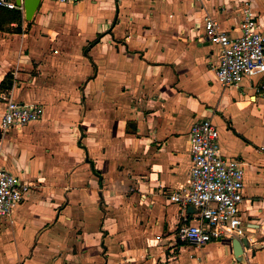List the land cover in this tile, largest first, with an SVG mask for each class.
<instances>
[{
    "label": "crops",
    "instance_id": "obj_1",
    "mask_svg": "<svg viewBox=\"0 0 264 264\" xmlns=\"http://www.w3.org/2000/svg\"><path fill=\"white\" fill-rule=\"evenodd\" d=\"M244 1L40 0L31 21L17 10L19 31L0 30V91L44 114L0 131V168L32 186L0 221V264H240L230 239L179 241L197 211L168 199L187 185L190 127L207 120L222 156L243 163L244 256L264 264V75L222 87L203 36L206 16L238 36ZM249 1L264 32V0Z\"/></svg>",
    "mask_w": 264,
    "mask_h": 264
},
{
    "label": "built area",
    "instance_id": "obj_2",
    "mask_svg": "<svg viewBox=\"0 0 264 264\" xmlns=\"http://www.w3.org/2000/svg\"><path fill=\"white\" fill-rule=\"evenodd\" d=\"M62 4H76L80 0H53ZM0 7L23 10L11 0H0ZM240 34L230 36L220 30L210 16L203 19V36L217 47L218 63L215 74L222 87L239 88L252 77L264 75V32L258 15L249 0L243 2ZM264 96V82L255 88ZM0 131L21 128L42 118L44 111L39 105L21 104L12 99L9 91H0ZM189 154L191 166L187 185L168 196L170 202L181 207L197 209L195 223L180 228L177 238L183 244L204 246L212 241L247 238L240 205L244 199L243 163L222 156L219 148V132L209 120L198 121L189 130ZM31 184L16 178L0 168V219H9L25 199Z\"/></svg>",
    "mask_w": 264,
    "mask_h": 264
},
{
    "label": "water",
    "instance_id": "obj_3",
    "mask_svg": "<svg viewBox=\"0 0 264 264\" xmlns=\"http://www.w3.org/2000/svg\"><path fill=\"white\" fill-rule=\"evenodd\" d=\"M15 4L17 6H23L24 12H25V19L26 21H31L33 15L35 14L39 4L40 0H15ZM190 210H196L197 209L193 206H189ZM251 247L248 245V242L245 238L243 239H232V251L233 256L237 262L240 264H247L245 256H244V250L250 249Z\"/></svg>",
    "mask_w": 264,
    "mask_h": 264
},
{
    "label": "trees",
    "instance_id": "obj_4",
    "mask_svg": "<svg viewBox=\"0 0 264 264\" xmlns=\"http://www.w3.org/2000/svg\"><path fill=\"white\" fill-rule=\"evenodd\" d=\"M20 13L17 10H7L0 7V30L7 32H18L19 29H12L8 26L11 22H19ZM11 86V77L7 75L2 83L0 84V89H9Z\"/></svg>",
    "mask_w": 264,
    "mask_h": 264
},
{
    "label": "rangeland",
    "instance_id": "obj_5",
    "mask_svg": "<svg viewBox=\"0 0 264 264\" xmlns=\"http://www.w3.org/2000/svg\"><path fill=\"white\" fill-rule=\"evenodd\" d=\"M0 221H2V222H3V219H0Z\"/></svg>",
    "mask_w": 264,
    "mask_h": 264
}]
</instances>
